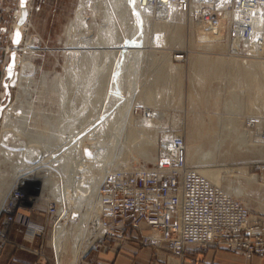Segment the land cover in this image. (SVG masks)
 <instances>
[{"label": "bare ground", "instance_id": "bare-ground-1", "mask_svg": "<svg viewBox=\"0 0 264 264\" xmlns=\"http://www.w3.org/2000/svg\"><path fill=\"white\" fill-rule=\"evenodd\" d=\"M97 1L79 0L74 16L69 21L65 47L73 53L80 44H84L93 55L89 61L83 58L78 68L75 67L72 73L67 74V78L60 79L58 74H55L52 79H49V72L41 71L40 87L37 85L38 80L36 81L33 77L39 68L32 61L35 51L30 50V45L35 38L41 42L38 34L28 35L23 49L18 43L16 46H11L9 51V55L13 52L15 63L12 72H16V80L10 83L5 82L4 88L10 92L13 88L15 93L10 102L6 103L5 107L2 106L4 109L1 110L0 115V211L4 201L7 200L8 191L12 190L21 178L38 181L41 187L40 194L46 191L50 196L56 197L62 192L65 208L69 206L74 209V212L67 213L65 210L62 212L66 221H70L69 230L66 226L67 222L51 225L49 240L50 243L53 241L56 251V263L54 264H62V256L66 253L67 234L70 239L67 264H77L86 249L101 235L102 231L97 229L96 222L93 223V228L89 221L85 223V220L89 218V213L81 211V208L88 203L92 211L97 210V188L106 172L117 168L131 169L127 162L131 156L130 149L134 146L141 149L139 150L145 160L155 161L156 156L154 158L153 153L156 147L158 148L155 134L157 128L165 124L166 114L158 108L157 110L154 107L152 109L147 107L148 97L152 94L156 97L163 93L168 96L173 89L177 90L179 93L175 102L177 105L180 96H184V111L187 116L186 160L192 166L197 165L203 168L206 163L214 159L215 152L221 149L217 144L225 141V139H219L221 134L231 136L229 142L235 144L247 143L251 137L249 146L243 147L239 144L233 149L237 153H242L244 149H251L252 153L264 159V142L259 137L261 117H254L253 125L248 123L252 128L251 136H248L250 134L248 129H238V122H241L247 109L245 97L248 95L249 88L252 89L251 93L249 91L250 94L253 90L254 94L264 92L262 81L252 82L251 78L248 79L250 76L256 77L261 74L264 81V45L261 49H254L253 55L243 56L241 54L240 57H233V55H239L235 52L236 42L230 41L225 35H220L224 29H221L217 35H205L198 31L199 26L193 24L188 13L174 6L167 9H157L154 6L141 9L136 0H104L101 3V0ZM26 6L30 12V0H27ZM15 11L16 19L12 21L8 32L13 36V32L18 30L21 34V42L25 37L28 20L17 25L20 8L16 7ZM98 16L101 18L100 23L95 21ZM186 21H188V36L191 38L190 41L188 40V51L203 49L207 51L215 44H220L233 55L225 57L224 61L218 63L219 58L215 57V61H211L208 54L191 52L186 89L182 87L179 80L182 66L173 64L167 59L160 65L153 93L146 92V83L142 82L144 79L142 72L148 67L147 60L150 61L153 57L152 45L157 42V37L161 36L159 38L162 41L159 42L158 48L166 50L165 52L168 56L171 54L172 58L174 52L172 50L170 53V50L183 42V26L180 25ZM116 29L120 33V40H118L121 45L120 49L126 44L125 51L121 50L120 54L117 51L120 49H115L117 39L114 31ZM163 52L153 57L154 60H161ZM110 56H113V60L111 59L107 72L104 73V77H100L95 87L92 86L98 73L106 69L105 64ZM98 58L102 59L100 66H98ZM226 63L227 69L233 68L234 70V76L231 79L233 86L230 85V89L227 88L228 73L223 74V80H218L221 84L216 86L213 83H206V73L197 75L198 72L195 74L193 70L196 67L203 68L204 71L206 68L215 69L220 64L225 65ZM83 75H85L83 78L85 89L82 104L79 109L67 114H63L62 103L58 102L60 111H55L56 114L53 112L51 115L52 113L49 114L50 112L46 110L49 114L47 115L46 111L35 102V100L40 102L41 94L34 97L31 95L33 92L40 93V88H50L51 93L56 92L57 96L59 87L62 93L73 92L75 82ZM179 84L181 86L178 89ZM212 87L215 90L213 99L216 105L211 106L212 113L198 110L199 104H205V101L201 100V91L205 88V91L209 92ZM180 91H182L181 94ZM225 91L229 93L227 92L228 97L223 99ZM92 96V100H98L101 97L100 107L97 105L99 109L97 107L96 112H90V118L75 127L80 114H83V109L89 106L88 104L92 105L91 109L95 107L93 106L96 104L95 101L89 103ZM251 96L248 100L253 103L255 95ZM216 103L221 104L222 113L217 111L219 108ZM138 105H143L145 109L143 117L136 120L141 125V128L137 130L131 128L130 122L134 120V107ZM91 114H93L92 117ZM39 119L42 124L39 123ZM184 120L185 116L175 117L173 125L182 126ZM173 134L176 133L162 132L161 135L163 137ZM198 134L214 145L202 147L191 144L195 135ZM241 170L246 172V167H242ZM199 173L211 185L220 188L230 196L240 198L245 207L250 208L253 202L252 197L255 194L256 208L258 210L264 208L263 197H257L258 192L254 191V188L264 190V179L259 181L257 175L250 174L247 178L242 177L236 180L230 179L229 175L220 169H201ZM81 183L87 184L90 189L88 201L79 195V193L82 194ZM248 213L247 221L256 219V215H248ZM74 217L75 219L72 220Z\"/></svg>", "mask_w": 264, "mask_h": 264}, {"label": "built area", "instance_id": "built-area-1", "mask_svg": "<svg viewBox=\"0 0 264 264\" xmlns=\"http://www.w3.org/2000/svg\"><path fill=\"white\" fill-rule=\"evenodd\" d=\"M16 5L10 7L0 0L2 14L10 13L16 19ZM140 8L154 6L167 9L170 6L183 10L192 18L198 31L205 35H225L235 41L236 54L253 55L254 49L264 45V0H136ZM31 8V6H30ZM19 15L17 16V18ZM10 28L0 26V34L6 33L7 44L1 50V72L6 74L12 36ZM174 53V60L182 59ZM4 76L6 81L15 82ZM10 79V80H9ZM4 91L0 98L4 99ZM251 118L248 121L252 124ZM259 137L264 142V118L260 122ZM154 162L133 169L109 170L100 181L96 193L97 210L84 204L81 211L89 213L88 221L102 233L97 241L107 236H122L127 228L140 233L143 245L160 248L182 256L188 248L215 246L231 252H240L245 258L264 256V217L247 221V208L242 202L220 188L211 185L199 171L186 160V146L182 135H164L157 142ZM257 170L264 173V162ZM26 179H19L9 192L0 211V252L8 245L35 256L33 264L56 263L53 241L50 243L51 225L64 222L62 212H74L65 208L63 195L50 196L26 190ZM82 181V180H81ZM80 196L88 201L90 189L80 184ZM78 192V190H77ZM43 211L44 222L37 224L30 217L21 221L19 213L39 214ZM75 217L72 219L74 220ZM70 222V221H69ZM146 225L147 233H141ZM11 232L21 236L12 240ZM35 241H38L35 244ZM96 241V242H97ZM95 242V243H96ZM94 245V244H93ZM50 254H49V253Z\"/></svg>", "mask_w": 264, "mask_h": 264}, {"label": "rangeland", "instance_id": "rangeland-1", "mask_svg": "<svg viewBox=\"0 0 264 264\" xmlns=\"http://www.w3.org/2000/svg\"><path fill=\"white\" fill-rule=\"evenodd\" d=\"M37 1L38 0H31V9L30 11H32L33 13V18H32V24L33 27H31L30 24L27 25L26 30H25V37L24 39L19 43V47L21 49H23L25 47L26 44V38L28 35H32V34H39L40 36H42L41 38V42L39 39H36L32 41L30 47L34 53V56L32 57V61L36 64V66H38V70L37 72L34 74V79H36L37 81V85H39L40 87V79L41 78V71H48V78L52 79L54 77L55 74H58V77L60 79H64L67 78V74L69 75L70 72L72 73V71L74 70L75 67L78 68V66L80 65L81 61L83 58L88 59V61L91 58L92 52L91 50H88V48L86 46H84V44H80L79 48L77 47V49H74L73 53L69 52V49L67 47H65V43L67 41V28L69 27L70 24V20H72L75 10L77 8V5L79 4V0H62V5H60V0H58V2L56 3V0H45V3L42 4L40 6V10H37ZM104 0H101V2H103ZM99 2V0L97 1ZM5 3H7L10 7H14L16 4L15 1L13 0H5ZM101 8V6H100ZM101 11V9H100ZM10 13H7V15H3L4 17H6V19H8L9 22H12V19L10 17ZM5 19V18H4ZM100 16L95 18V21L97 23H100ZM184 20V19H183ZM7 21V22H8ZM187 23V24H186ZM181 23V27L183 28V42H181L179 45H176V48H173L170 50V53L173 52L175 53H181L182 54V59L181 60H174L173 58H171V54H168L165 52L166 50L160 49L158 48V44L160 41H162L161 36L157 37V42L152 45L153 47L151 48L152 51V55L153 57L157 56V54L162 53V59L158 60L152 57L149 60H147L148 64L147 66L145 65V70L143 69L142 72V82H145V91L146 92H152L154 91V88L156 87V76L157 73L160 70V65H162L161 63H163L164 61H166L167 59H169V61L173 64H177L179 66H182V71L180 73V83L182 84V87H185V89L188 86V75H189V58H190V53H194V54H208L209 55V59L211 61H215V57L216 59L219 58L220 61H218V63H221V61H224L225 57L231 56L233 55L232 53H230L225 47H223L220 44H215L214 47H212V49L205 51L203 50H197V51H188L187 49V45H188V40L190 41L191 38L188 36V21H186ZM36 26V27H34ZM11 28V27H10ZM49 30V31H48ZM182 33V32H181ZM115 37H116V43H115V49H120L121 45L119 44L118 40H120V33L119 31L116 29L114 31ZM165 38H167L165 36ZM161 39V40H160ZM159 40V41H158ZM7 40H6V33L0 34V66L2 63V58H3V51L1 50L3 47H5V45L7 44ZM194 43V42H192ZM23 45V46H22ZM197 45V44H196ZM123 47V46H122ZM68 49V50H67ZM113 47V50H115ZM126 49V44L124 45L123 48H121L119 51L122 50V52H124ZM211 55V56H210ZM243 55V54H242ZM242 55H233V57H237V56H242ZM244 56V55H243ZM255 57V56H253ZM261 57V56H260ZM165 58V59H164ZM264 58V57H263ZM111 59L113 60V56H110L107 59V63L105 64V70L101 71L98 73V75L95 78V81L93 83L92 86L96 85L99 82L100 77H104V73L107 72V68H109L110 63H111ZM222 59V60H221ZM10 60V57H9ZM102 59L98 58V66H100ZM161 61V62H160ZM159 66V67H158ZM211 66V65H210ZM225 66V67H224ZM229 66V65H228ZM153 67V68H152ZM220 67V68H219ZM219 67L217 68H206V70L204 71L203 68H194V73L197 75L198 74H203L206 73L207 74V78H206V83L207 84H212L219 86L221 83L218 80H223L224 76L223 74H229V80L227 81V88L231 86H233V82L231 81V79L234 76V70L233 68H229L227 69V63L225 65L220 64ZM147 69V70H146ZM211 70V71H210ZM146 71V72H145ZM215 71V73L213 72ZM183 72V73H182ZM212 72V73H211ZM230 72V73H229ZM4 76H6V74L4 75V73L1 72V67H0V93L2 91H5V97L4 99L0 98V107L6 106V103H9L10 100L12 99L14 93H15V89H11L9 91H6V88H4ZM106 76V74H105ZM81 78L79 80H77L75 83V88L73 90V92L70 93H65L61 91L60 87L57 90L58 96L52 91L51 93V89L50 88H40L41 92L40 93H31L32 97H34L37 94H41V98H40V102L36 101V104L39 105L41 108H43L45 111L47 110L49 114L53 115L55 111H60V105L57 104L58 102L62 103V112L63 114H67L69 112H71L72 110H77L79 109V107L82 104V99H83V94H84V81L83 78L85 77V75L80 76ZM152 77V78H151ZM248 78V77H247ZM252 80V82L254 80H258V82H261L262 84L264 83L261 74L255 76H250L248 79ZM228 79V78H227ZM216 82V83H215ZM256 83V82H255ZM261 83H259L261 85ZM231 85V86H230ZM254 85V84H252ZM91 86V87H92ZM180 84L177 87L178 89L180 88ZM251 86V85H250ZM95 87V86H94ZM181 87V88H182ZM206 87V86H205ZM93 88V87H92ZM214 87H212V90H210L209 92H207V90L205 91V88L201 91L202 93V99L205 101V104L201 105L199 104V108L198 110L201 111H209L212 113L213 108L211 106H216L214 103V94H215V90H213ZM39 90V89H38ZM45 90V91H44ZM252 89L249 88L248 90V95H246L245 100L247 102V109L245 111V116L242 118L241 122H238V129L239 130H243L248 129V136H251V127H249L247 120H254V117H261L260 120H262L264 118V92L260 91L257 94H254V90L253 93L250 94L252 91ZM42 91H44L42 93ZM250 91V93H249ZM258 91V90H257ZM182 91H180L181 94ZM207 92V93H206ZM228 91H225L223 93V99L228 97ZM178 92L177 90H174L170 93H168V96H165L164 93L163 95H159V97L154 96L153 94L151 95V97L149 96L148 98V103H147V107L152 109L154 108H158L160 111L164 112L166 114L165 116V124L161 127L157 128L156 134H155V142L157 144L158 140L160 139V137L162 136V132L165 133H169V132H173L176 133L177 135H182L185 142L187 143V116H186V112L185 110V98L184 96H180L179 98V102L178 105L175 103L176 102V98L178 96ZM11 95V96H10ZM251 95H255L254 96V102L251 103L248 98H251ZM49 98V100H48ZM101 98V97H100ZM98 98V100H92L93 96L89 99V103H91L92 101H95V107H93V109H91L92 105L88 104L90 106H87L85 109H83V114H80V117L77 119V122L75 124V127H78L79 125H81L83 122L86 121V119L88 120L90 118L89 113L90 112H96L97 111V107L100 105L101 99ZM184 98V99H183ZM43 99V100H42ZM100 99V100H99ZM212 99V101H211ZM42 100V101H41ZM55 101V102H54ZM103 102V101H102ZM99 103V104H98ZM213 103V105H212ZM12 104V103H10ZM176 104V105H175ZM217 104V103H216ZM98 105V106H97ZM2 107L1 110H3L4 108ZM100 107V106H99ZM98 107V109H99ZM96 108V110H95ZM217 108H219L217 111L222 113V109H221V104L218 103L217 104ZM144 109L145 107L143 105H138L134 107V111H133V117L134 120H132L130 122V126L131 128L134 129H140L141 125L139 124V122H137L136 120L139 118H142L144 115ZM157 109V110H158ZM1 110H0V115H1ZM46 111V113H47ZM222 111V112H221ZM217 112V113H218ZM47 113V115H49ZM209 113V114H211ZM219 113V114H220ZM71 114V113H70ZM82 115V116H81ZM257 115V116H256ZM89 116V117H88ZM93 116V114H91V117ZM178 116H185V120L184 125H173V121L175 119V117ZM1 118V116H0ZM53 118V116H52ZM235 119V118H234ZM240 121V120H239ZM214 122V120H213ZM39 123L42 124L41 120L39 119ZM248 125V126H246ZM253 125V124H252ZM166 130V131H164ZM161 133V134H160ZM225 133V132H224ZM226 136V137H225ZM231 136H229L228 134H221L219 139H225L224 142H219L217 144V146H220L221 149L218 150L217 152H215V156L214 159L209 161V163H206L204 166L205 167H200V166H193L195 167L198 171H200L201 169H209V170H221V171H225L227 175H229L230 179H242V177H248V175L250 174H255L258 177L259 181H263L264 179V173H259L257 170V165L258 163L264 162V159L261 158L258 154L256 153H252L251 149L250 150H243L242 153H237L233 147H236L237 145L239 146H249L251 144V137L248 139L247 143H239V144H235V143H231L229 142V138ZM256 138V136H254ZM258 137V134H257ZM203 139V140H202ZM204 136L198 134L195 135V138L193 140V142H191V144L193 145H200L202 147H210L213 146L214 144L210 143L208 140H204ZM210 140V139H209ZM137 146H134L132 149H130L131 151V156L129 157V161L127 162V164L130 166L129 168L133 169L139 166H144V165H148L151 163L150 160H145L144 155L141 154V149ZM156 150L157 147L155 149V152L153 153V156L155 158L156 156ZM140 151V153H139ZM201 154V152H199ZM138 157V158H137ZM144 159V160H142ZM242 167H246V172H243L241 170ZM130 170V169H128ZM215 184V183H214ZM219 184V183H218ZM219 186H221L219 184ZM39 188V182L36 180H28L26 182V190L29 192H36ZM11 191V190H10ZM8 191V194L9 192ZM254 191H257L258 193L256 194L257 197H263L264 199V190L263 189H257L254 188ZM255 195V194H254ZM252 197V204L250 206V208H247V212L248 215H256L257 217H264V208L263 209H259L256 208L257 203H256V198ZM8 197V195H7ZM237 198V197H236ZM7 199V198H6ZM5 199V200H6ZM240 201L241 199L238 198ZM5 202V201H4ZM3 205V204H2ZM2 208V207H1ZM39 214H35L33 211L32 213H28V211H23L22 213H19L17 216V219L24 221L26 220L28 217H30L31 219H34L35 217L41 218L43 217V211L39 210ZM254 213V214H253ZM88 220H85V223L87 224ZM68 230L70 228V223L67 222L66 224ZM52 231L53 228H52ZM69 244H70V239L68 238V234H67V239H66V253L63 255L62 260L63 263L67 261V257H69ZM49 253V252H48ZM50 254V253H49Z\"/></svg>", "mask_w": 264, "mask_h": 264}, {"label": "crops", "instance_id": "crops-1", "mask_svg": "<svg viewBox=\"0 0 264 264\" xmlns=\"http://www.w3.org/2000/svg\"><path fill=\"white\" fill-rule=\"evenodd\" d=\"M57 2L58 0H56ZM44 3L45 0H38L37 10H40V6ZM59 4L62 5V0ZM4 14L7 15V13ZM4 14L1 17L0 26L10 28L12 22H9L3 16ZM32 18L33 13L30 11L27 22L31 27L35 25L32 24ZM40 37L42 38V36ZM32 220L37 224H42L44 217H35ZM147 231L148 228L143 224L141 233L145 234ZM10 237L15 241L21 239V236L16 232H11ZM37 243L38 241H35V244ZM68 260L69 257L64 264H67ZM34 262L35 256L33 254L14 249L11 244L0 252V264H33ZM77 264H264V256H254L247 259L240 252H231L215 246L191 247L180 256L160 248L143 245L140 241V233L127 228L122 236L109 235L104 240L96 243L93 241Z\"/></svg>", "mask_w": 264, "mask_h": 264}, {"label": "water", "instance_id": "water-1", "mask_svg": "<svg viewBox=\"0 0 264 264\" xmlns=\"http://www.w3.org/2000/svg\"><path fill=\"white\" fill-rule=\"evenodd\" d=\"M26 3H27V0H23V3H22V0H19L20 16L17 19V22H16L17 25H21V24L25 23L27 20L28 9H27ZM17 32L19 33L18 40H17V36H16ZM20 40H21V34L18 30H15L13 32V36L11 39L12 45H14V46L18 45V43H20ZM14 63L15 62H14V57H13V52H12V54L10 55V60L8 62V67H7V71H6V77L7 78L12 76V73H13L12 68L14 67ZM4 86H5V83H4ZM6 90H7V88H6ZM1 109H2V106L0 107V110Z\"/></svg>", "mask_w": 264, "mask_h": 264}, {"label": "snow or ice", "instance_id": "snow-or-ice-1", "mask_svg": "<svg viewBox=\"0 0 264 264\" xmlns=\"http://www.w3.org/2000/svg\"><path fill=\"white\" fill-rule=\"evenodd\" d=\"M22 3H23V0H22ZM16 36H17V40H18V37H19V33L18 32L16 33Z\"/></svg>", "mask_w": 264, "mask_h": 264}]
</instances>
